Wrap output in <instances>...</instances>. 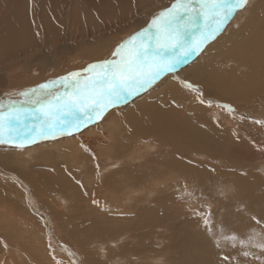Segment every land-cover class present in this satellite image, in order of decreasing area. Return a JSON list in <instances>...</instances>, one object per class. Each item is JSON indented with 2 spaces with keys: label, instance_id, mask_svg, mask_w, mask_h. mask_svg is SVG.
<instances>
[{
  "label": "bare ground",
  "instance_id": "1",
  "mask_svg": "<svg viewBox=\"0 0 264 264\" xmlns=\"http://www.w3.org/2000/svg\"><path fill=\"white\" fill-rule=\"evenodd\" d=\"M172 3L174 0H21V3L18 0L14 3L0 0V102L6 92H9L6 98L14 97L24 90L58 78L71 68L81 69L86 62L112 58L115 47L127 36L122 35L123 32L128 30L131 36L142 27H147L154 15ZM259 3L260 7L256 5L246 15L247 18L244 17L246 19L241 28L236 29L235 23H232L225 32L229 43L227 46L208 44L192 62L182 68L177 66L175 72L166 73L150 90L131 98L124 106L111 108L102 119L94 121L75 135L62 140H59V136L39 140L23 148L11 143L0 144V264H17V260H14L17 256L18 262L23 260L20 264H57L48 243L43 242L46 239L41 237L43 231L31 224L35 213L30 209L26 194L20 193V189L15 186L17 180L20 181L17 177L30 183L31 196L36 197L40 208L49 215L55 233H63L64 237L75 243L73 247L78 259L83 261L84 258L88 264H118L123 258L112 257L110 253L113 248H117L119 240L124 241L123 248L128 241L135 242L134 247L139 244L143 246L145 240H141L146 230L151 224L162 220V216L157 217L152 208L142 214L138 201L130 198L135 189L128 187V184L131 180L139 181L144 177L137 171L139 168H133L140 163L132 165V162L144 160V156L152 157V147L153 151L156 147L160 148L156 156L161 161L183 160V155L187 156L190 152L203 159L224 160L228 141L225 132L213 134L208 126L197 128L198 132L193 129L199 124L198 118L199 122L213 120L204 110L206 113L216 108L222 111L223 108L218 105L227 104L229 100L241 109L239 113L243 116L240 119L245 122L237 119L241 115L232 117L225 110L220 120L230 126L238 124L234 121H240L247 134L250 131L252 135L263 133L264 127H259L261 125L252 119H264V2ZM182 73L184 84L189 81L195 88L201 85L199 94L195 95L194 90L180 83ZM183 91L186 93L183 94ZM209 98L212 106L205 101ZM201 100L204 102L201 103ZM177 127L181 131H172ZM207 133L215 141L224 136L223 141L210 145L211 140L205 139ZM147 137H154L155 141L152 139L151 142L156 146L151 145ZM164 142L167 145L163 150L161 146L166 144ZM85 148L88 150L85 151ZM35 153H41V166L31 165L35 159L39 160ZM171 155H174L173 158ZM149 157H146L147 161ZM100 158H109L107 166L121 165L113 171L116 174L106 186V181L101 177L102 172L96 169ZM77 170L84 173L88 171L82 181L78 178L79 174L74 176L73 172L77 173ZM184 172L185 179L191 180L192 176L196 179L191 171ZM48 176L56 181V187L44 183ZM203 179L214 181L207 175ZM119 187L123 191L121 194L117 192ZM188 188L194 189L189 190L192 194L211 189L203 187L201 190L193 183ZM149 194L154 193L151 191ZM173 202L176 203V200ZM16 206L26 212V218L21 217V213L18 215ZM65 213H73L72 219ZM69 223L70 228L76 226L81 229L80 233H70L67 227ZM132 227L142 236L140 239L135 235L131 237L129 232L132 229L129 228ZM109 228H118L119 232L126 228V232L111 237L109 233L113 231H107ZM153 229L162 230L160 225ZM23 234H29L33 239L30 245L24 243ZM106 234H109L110 239L98 240V236L107 238ZM41 247L44 251L39 254ZM89 256L95 258L92 260ZM131 259L128 257L125 261ZM194 261L189 253V258L183 264H194ZM221 262L217 256L208 255L203 264Z\"/></svg>",
  "mask_w": 264,
  "mask_h": 264
},
{
  "label": "rangeland",
  "instance_id": "2",
  "mask_svg": "<svg viewBox=\"0 0 264 264\" xmlns=\"http://www.w3.org/2000/svg\"><path fill=\"white\" fill-rule=\"evenodd\" d=\"M16 1L17 0H8V2L10 3H14ZM18 1L21 3V0ZM260 1L264 2V0H248V3L246 4V6H244L241 9V11L237 12L238 11L237 9L236 10L237 13L235 12L234 16L231 18L232 20H230L225 25L223 30L214 39L206 43L203 49H205V47L210 43L211 44L216 43L218 45L224 44L227 46L229 43H227L226 41L227 33L225 32L228 31V28H230L232 23H235L236 29L241 28L244 24L243 21H245L251 10L254 9L256 5L260 7L261 5L259 3ZM46 5H48V3H46ZM244 17L246 18L244 19ZM239 19H241V21H239ZM130 34L131 33H129L128 30L123 32L122 35H127V36L122 41L129 38ZM222 37L223 39L219 40V38ZM201 52L189 57L186 62L181 63L180 66L179 65L178 66L180 68L186 66L194 59H196L201 54ZM113 58L114 57L109 59H113ZM93 62H98V61L86 62L87 64L84 63L83 68H85L88 64ZM83 68L81 69L71 68V70H69L68 72L62 74L61 76H58V78L66 76L70 72L81 71ZM56 79L57 77L54 80ZM183 79H184V75L182 73L180 74V80H181L180 83L186 87V84L183 83ZM54 80L50 79L49 81H54ZM159 80H157V82ZM185 82L187 84H191L189 81L188 82L185 81ZM199 85L200 84H198L194 89L195 95L197 93L199 94V92L202 91L201 89L202 87L201 85L200 86ZM36 86H34L33 88H35ZM156 89L159 90V88ZM146 91H148V89ZM146 91L140 93L137 96H140ZM185 93L186 92L183 91V94ZM8 94L9 92H6L3 101L0 102L1 104H6L10 100L20 101L23 99V97H21L19 94L14 97L6 98ZM194 94L193 96H195ZM135 97H132V99ZM209 100L210 98L208 100H205L207 104H209L208 103ZM230 101L231 100L227 101V104L231 105L232 108L235 109L234 111L235 114L234 112L229 113L227 111L226 113H229L230 115H232V117L241 115L239 113L241 112V109L237 108L235 103H231L234 101L231 102ZM126 104L127 102H122V104L120 103L117 107H121ZM212 105L213 104L211 103V106ZM219 109L220 108H216L211 111H208L207 113L204 110L205 114L210 117L209 119L212 118L214 121L200 120L199 122L198 119L200 118L198 119L196 118L197 123L199 124L196 123L198 126H196V128L193 130L197 131L200 128L202 129V127L205 128L208 126L209 128H211V132L213 134H217L222 131L225 132L226 136H228L226 139L229 141V143L228 141L226 143V158L224 160L217 159V161L216 160L213 161V160H209V158L203 159V158H199L198 156L192 155V153L190 152L187 154V156L186 154L183 155V160L165 159L166 161L165 162L164 160L161 161L160 158L156 156L157 154L156 151L159 150L160 148L158 149L156 147L155 150L153 151L154 148L152 147V153L150 151L152 157L144 156L143 158L144 160L141 159V160H137L136 163L133 162L131 163L132 165H137V163H140L138 167H133V168H135L136 170L137 168H139L137 171H139L140 176H144V177L139 181H135V180L133 181L131 180V182L129 181L130 184L128 185L130 186L128 187L135 189L130 198H132L135 201H138L140 207H142V211H143L142 214H144L145 212L149 211V209L152 208V211H156L155 215L157 217L162 216V220L159 218L160 220L156 221L154 224H151L150 228L146 230V233L143 235V237L138 235L137 232H135V230L133 229L134 227L129 228V230L132 229L130 230L131 232H129L131 234V237L134 235L138 237L137 239H140L142 237L141 241L145 240V243L143 246H140L139 244L138 246L134 247L135 242L128 241L126 243L125 248H123L124 241L119 240L117 248H113V250H111L110 253L112 257L123 258V260L118 264H183L184 260L189 258V253L195 260L194 264H203L205 257L208 255L213 257L217 256L220 261H223L224 256L229 257V260L223 261V264H233L234 262H235L234 264H264V249L252 246L253 243L264 242V228H262L261 225H257L256 222L252 219V217H256L257 219L264 222V130H262L263 133H261L262 131H260L261 135L260 134L252 135L251 131L249 134H247L245 133V129L240 125L241 123L240 121L245 122L244 120L240 119L243 115L237 118L240 121H234L235 123L238 124H233L230 126L224 120H220V117L222 116L224 109H222V111ZM196 119H192V120H196ZM245 119L249 120L248 118ZM252 119L256 121L257 120L264 121V119L262 118H258V119L252 118ZM213 123H215L219 127L215 126V124ZM211 125L214 126L215 128L212 127ZM257 125H261L259 126L261 128L264 127V124L257 123ZM189 128L190 127H188V129ZM228 129H230V133ZM172 131L179 132L181 130L178 129L177 127V128H173ZM75 134L76 133L72 134V136ZM68 137H71V135H62L59 136V140ZM223 137L224 136H222L221 138L223 139ZM153 138L154 137L146 138L147 141L151 143V145H155L154 143L151 142ZM205 139L207 141L211 140L209 143L210 145L221 143L223 141L220 138L216 139V141L215 139L212 140V135L209 133L205 134ZM153 140L155 141V139ZM165 143L166 142H164V144ZM166 145L167 143L161 146L163 150L165 149ZM36 155L38 156L40 161L39 160L37 161V159H35V162L32 161L31 165L36 164L38 166H41L43 164L41 162L42 160L40 159L41 153L39 154L37 153ZM154 155L156 156V158ZM171 156L173 158L174 155ZM146 157L150 158L149 161H147L148 159ZM186 159L187 161L188 160L189 161L187 162ZM110 160L112 159L110 158ZM147 162L151 164L149 165ZM107 163H109V158L108 159L100 158L96 163V169L97 170L100 169V171L102 172L101 177H103L104 181H106L104 185L108 184L110 178L114 177V175L116 174L113 171H115L117 167L121 166L118 165L111 167V165L107 166L109 165ZM161 163H163L164 166ZM113 164L114 163H112V165ZM154 164L155 167H153ZM156 165H158L157 169H156ZM103 167L104 168L106 167V169H104ZM185 170L191 171L193 175L196 176V179L193 176L191 177V180L187 178L185 179V172H184ZM120 171H122V169ZM73 173L74 176L79 174L81 177L78 176V178L82 181V177L88 174V171L84 173L83 171L77 170V173H75V171ZM204 175L214 178V181L212 182L210 180L203 179ZM10 177L13 176H9L8 178ZM14 178L16 180L17 178H19L20 181L22 180L21 177H17V178L14 177ZM154 180H156V182ZM20 181L17 180L16 184L15 183L14 184L17 188L20 189V193L24 192L26 194V198H27L26 200L31 205L30 209L35 213L34 218L31 219V222H33L31 224L32 225L35 224L34 226L36 229H40L43 231L41 237H43V239L46 238L43 242L48 243V248H50L52 256L56 261V263L57 264H61V263L88 264L86 261H84V258L83 261L78 259V255L73 247L75 243L71 241V239L68 240L66 237H64L63 233H58V232H56L57 234L55 233L54 229L51 226L52 223L48 217L49 215L46 213L45 210L40 208V206L38 205L39 201L36 199V197L31 196L32 191H31V187H29L30 183L27 182L26 180L25 182L22 180V184H21ZM204 182H206V186L204 185ZM44 183L49 184L51 187L57 186L56 181L54 179L51 180V176H48L46 180H44ZM192 183L197 185V187L200 188L201 190H203L202 189L203 187H211V189L207 191L203 190L202 192L200 191L198 194H192V192L189 191L192 188H188ZM218 184L221 187H219ZM151 191L154 194H149V192ZM195 191L197 193V190ZM117 192L119 194L123 193L121 187L118 188ZM33 199L35 200V202ZM108 200L110 201L111 198H109ZM172 200L173 201L176 200L177 204ZM13 203L11 205L14 206ZM20 206H22V204ZM166 207L167 208L170 207V208L166 210L167 209ZM153 209H158L159 211ZM161 210H163V212ZM16 211L18 215L21 213V217L22 216H24V218L27 217L26 212H23L20 208H18V206H16ZM72 214L73 213L70 214L65 213L64 215L70 216L71 218ZM30 215H32V213ZM204 217H207L208 220L210 221V224L207 227L204 224ZM7 218L9 217H6V219ZM71 223L67 225L68 229L70 228L69 225ZM23 224L24 223H22V225ZM158 225H160V230L162 229L161 231L153 229L155 226ZM209 228L211 229V232L209 231ZM80 230L81 229L76 228V226H73L69 229L70 233L77 232V234L80 233ZM108 230L113 231V233L112 232L109 233L112 234L110 235L111 237H117L116 235H119V233L121 234L123 232H126V228H123L122 230H120V232L118 228H109L107 229V231ZM253 230H255L256 233H260L261 235L256 236L254 241H249V236L253 234ZM88 233L89 232H87L86 234ZM109 234H106L107 238L105 236L103 237L98 236L99 237L98 240L100 239L101 241H105L110 239ZM232 235L236 236L235 241L224 238L226 236L230 237ZM82 237L85 236L82 234ZM22 239H24L23 240L24 243H28L29 245L30 243L33 242V239L30 237L29 234H23ZM242 240L246 241L247 244L241 245L240 241ZM217 241H219V247H217ZM233 243H235V247L232 246ZM174 244L175 246H173ZM1 247L2 246L0 245V249ZM39 249L40 252L38 253L41 254V252L44 251L43 250L44 248L41 247ZM53 249L55 250L58 249L57 251L59 253L57 252L56 254L55 250ZM105 251L107 250L105 249ZM244 251H247L249 255L244 256L243 255ZM22 257L23 256H21V258ZM128 257H131L132 259L125 261V259ZM93 258L95 257L89 256V259L93 260ZM133 258H140V259L134 260ZM14 260H17V264H20L23 261L20 260L21 262H18L19 256H17L16 259L14 258ZM104 262L105 261H103V263ZM23 263L25 264V262Z\"/></svg>",
  "mask_w": 264,
  "mask_h": 264
},
{
  "label": "snow or ice",
  "instance_id": "3",
  "mask_svg": "<svg viewBox=\"0 0 264 264\" xmlns=\"http://www.w3.org/2000/svg\"><path fill=\"white\" fill-rule=\"evenodd\" d=\"M247 3L248 0H174L170 7L154 15L147 27L118 44L112 52L113 59L90 63L81 71L19 93L23 97L20 101L0 104V144L23 148L39 140L72 135L102 119L111 108L151 88L163 75L175 72L178 65L200 53L236 10ZM186 87L195 89L187 83ZM218 106L229 113L235 111L229 104ZM252 219L264 228V222ZM204 224H210L207 217ZM259 235L253 230L249 241ZM224 238L236 240L235 235ZM240 243L247 244L243 240ZM252 246L264 249V242ZM243 255L249 253L244 251ZM228 260L223 257V261Z\"/></svg>",
  "mask_w": 264,
  "mask_h": 264
}]
</instances>
